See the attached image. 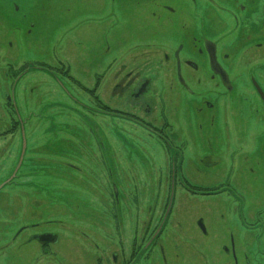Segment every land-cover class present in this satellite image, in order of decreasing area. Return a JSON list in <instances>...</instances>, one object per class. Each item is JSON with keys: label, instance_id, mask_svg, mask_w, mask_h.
Here are the masks:
<instances>
[{"label": "rangeland", "instance_id": "374dc122", "mask_svg": "<svg viewBox=\"0 0 264 264\" xmlns=\"http://www.w3.org/2000/svg\"><path fill=\"white\" fill-rule=\"evenodd\" d=\"M13 1L24 14H13L12 33L0 45V132L15 120L26 124L11 143L0 139V264H81L86 256L96 264L98 259L92 258L95 250L97 256L129 250L134 228L137 243L153 229L167 193L169 162L163 148L145 131L105 122L101 115L88 112L90 99L85 88L92 89L97 73L111 66L98 92L106 101L110 92L103 95L105 82L113 84L118 67L131 59L135 47L155 45L169 51L172 45L182 43L189 27L198 30V18L190 0ZM227 1L198 0L200 14L212 20L214 15L207 5L232 8ZM4 2L0 0V6ZM30 22L35 26L27 35ZM163 57L159 55L156 60ZM38 61L51 66L61 63L69 69L77 83V87H70L86 107L58 112L53 105H70V101L57 94L56 81H65L50 70H44L49 73L46 76L31 71L26 77L22 74L11 88L10 69ZM161 74L152 90L162 95L163 103L157 99V110L165 108L175 138L187 148L183 166L187 179L201 188L233 185L243 198L244 214L251 209L246 221L255 222L259 213L264 226V165L258 163L256 153L248 162L244 155L258 149L254 136L260 135L263 127L253 122L243 140L236 130L235 142L230 148L224 145L223 152H219L226 155L214 156L219 150L216 137L224 128V112L221 118H215L211 111L210 118L206 109H197L203 108L204 100L217 103L215 83L191 84L192 95L180 94L170 90V82ZM33 85L36 88L32 94ZM5 93L15 112L5 107ZM29 102L31 107L27 106ZM54 122L57 126L51 129ZM127 131L129 135H124ZM229 133L233 139L231 129ZM234 150L239 153L235 157L231 155ZM19 153L26 154L23 166ZM208 153L212 157L204 160ZM85 156L94 163L86 162ZM77 158L83 164H78L82 170L72 172L65 162ZM16 166L21 167V175H15ZM102 166L108 170L106 175L99 171ZM250 168L255 172L251 173ZM114 191L118 193L116 206ZM174 196L171 225L176 226L169 227L165 235L171 233L177 241L186 236L192 241L189 251L185 250L187 256H192L190 264H206L197 249L209 264H264V228L262 235H258L259 229L248 233L242 228L233 196H194L180 189ZM116 212L121 220L118 226L114 221ZM202 226L207 228V237L199 229ZM21 229L27 230L13 241ZM44 230L59 238L48 253L35 241L26 243L32 234Z\"/></svg>", "mask_w": 264, "mask_h": 264}, {"label": "flooded vegetation", "instance_id": "af4514ba", "mask_svg": "<svg viewBox=\"0 0 264 264\" xmlns=\"http://www.w3.org/2000/svg\"><path fill=\"white\" fill-rule=\"evenodd\" d=\"M4 1V5L0 6V45H3L12 33L10 29L14 24L13 14L17 16L24 14L13 0ZM190 1L194 7V14L198 18L199 27L198 30L195 29V26L189 27L184 33L182 43L180 42L175 47L172 45L169 51L165 47H153L155 45L145 46L144 49L135 47L133 51L136 53L130 55L129 58L131 59L118 67L113 77V84L109 86L108 81L105 82V93L103 95L106 96V93L110 92V97L106 98V101L98 95V92L101 81L105 79L111 66L108 65L102 74L97 73L96 84L92 89L84 87L86 95L90 99L89 106L87 105L88 112L101 115L105 122L124 123L133 131H136V129L145 131L151 140H154L163 148L167 162H169L165 183L167 193L162 212L153 229H150L145 238L137 243L138 233L137 229L134 228L133 241L129 250H114L111 251V254L105 256H97L95 250V256H92V258L98 259L96 264H190L192 256H187L185 250L189 251L188 248L192 241H188L186 236L177 241L176 237H171V233L168 236L165 235L169 227L176 226L173 223L171 225V221L173 222V217H175L174 194L177 189L185 190L194 196L223 194L233 196V199L238 203V209L235 212L241 221L242 228L248 233L258 229L260 230L258 235L263 233L262 215L258 213V217L254 218L255 222L248 223L246 221L251 209H247V215L244 214L243 198L237 194L238 191L233 185L201 188L191 184L187 179L183 167L186 161L187 148L183 142L175 138L173 123L169 121L166 111L164 112L165 108L157 110V99L160 100V103H163L161 101L162 95H158L159 92L152 90V86L156 80H159L157 77L160 76V72H162L161 76L170 82V90L174 89L180 94L188 92L192 95L191 84H201L204 81L214 82L217 90V103L204 100L202 102L203 108L197 109L198 112L206 109L208 112L205 114H209L210 118L212 117L211 111H213L215 118L216 116L221 118V113L224 112L223 121L221 122L224 128L222 131L218 130L219 133L217 132L216 139L219 142V150H216L214 156H225V153L219 152H223L224 145L230 148L232 143L235 142L236 130L238 137L243 140V136L248 133L247 127L249 129L253 122H257L263 127L260 135L254 134V138L259 143L258 149H253L244 155L245 161L248 162L249 158H253L256 153L260 161L258 163L264 165V11L261 12V7H264V0H228L227 2L232 8L222 7L221 5H207L214 15L212 20H207L205 16L200 14L198 0ZM216 16H218V19H216ZM27 25L26 33L31 35L35 25L31 22ZM8 43L12 46L10 41ZM162 54L164 56L162 60H156ZM31 64L25 62L17 69H10L9 85L11 88L22 74H25L24 77H26L28 75L26 73L31 71L46 76L49 73L44 70H50L65 81V83L60 80L56 81L57 94L70 101V105L62 102L59 105H53L55 108H59L60 111L58 112L63 113L67 109L76 110L77 106L80 105L86 107L85 103L78 100L80 98L77 97V92L70 87V84L77 87L76 79L63 64L51 66L39 61ZM8 76L7 74L6 78ZM35 88L36 85L31 86L30 92L32 94ZM5 94H7L5 107L13 109L15 112L9 94ZM112 102L117 103V105L110 104ZM220 102L224 104L217 106ZM28 105L31 107L30 102ZM230 118L231 121H229ZM25 124L26 122L20 119L13 121L10 128L0 132V139L8 140L11 143L14 138L21 135L23 129L25 130ZM54 125L57 126L54 122L51 129H54ZM234 126L236 127L234 128ZM230 129L233 131V139L230 133L228 134ZM126 134H128V131L127 133L124 132V135ZM207 144L211 149L212 142L210 138L207 139ZM236 154H239L236 150L231 152L234 157ZM199 155L197 154V156ZM204 156V160H209L212 157L209 153L204 154ZM20 157L21 166H23L26 161V154L21 155L19 153V160ZM78 159L65 162L66 167L72 172L73 170H82V167L80 168L78 164L81 166L83 164ZM85 159L86 162L94 163V160L87 159L86 156ZM20 170L21 167L17 168L16 166L15 175L20 174ZM230 170H232L231 167ZM99 171L105 175L108 172L104 166ZM250 172L254 173L255 170L250 168ZM114 194V206H116L118 193L114 191ZM114 221H117L115 223L117 226L121 221L117 212ZM178 226L181 225L178 224ZM199 229L202 235L208 236L206 227L202 226ZM25 230L27 229H21L17 232L13 237V241ZM32 241L37 242L42 251L48 253L49 248L59 242V238L54 232L44 230L32 234L26 243ZM185 242H187V245H184ZM197 243L193 242L194 245ZM197 251L204 258V262L209 264L201 249H197ZM81 264H92L91 257L86 256Z\"/></svg>", "mask_w": 264, "mask_h": 264}]
</instances>
